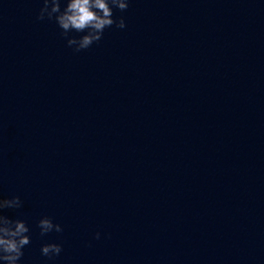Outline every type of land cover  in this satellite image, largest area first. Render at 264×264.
I'll return each mask as SVG.
<instances>
[{
  "label": "water",
  "instance_id": "95a60500",
  "mask_svg": "<svg viewBox=\"0 0 264 264\" xmlns=\"http://www.w3.org/2000/svg\"><path fill=\"white\" fill-rule=\"evenodd\" d=\"M41 4L0 0L21 264H264V0H130L80 52ZM43 216L63 231L41 236Z\"/></svg>",
  "mask_w": 264,
  "mask_h": 264
},
{
  "label": "clouds",
  "instance_id": "9594fccd",
  "mask_svg": "<svg viewBox=\"0 0 264 264\" xmlns=\"http://www.w3.org/2000/svg\"><path fill=\"white\" fill-rule=\"evenodd\" d=\"M130 0H42L37 20L54 21L60 29V35L66 39L68 47L74 52L88 49L93 43L99 42L104 30L112 27H126L123 16L114 17V9L124 11L129 7ZM23 201L20 196L0 197V264H21L24 248L31 242L30 227L19 217H9L4 209H20ZM40 235L53 231H63L59 223H54L49 216L37 221ZM95 233V238H100ZM62 251V245L56 242L43 243L40 247L42 256L53 260Z\"/></svg>",
  "mask_w": 264,
  "mask_h": 264
}]
</instances>
